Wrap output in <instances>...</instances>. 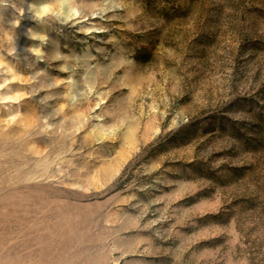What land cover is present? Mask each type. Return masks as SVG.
<instances>
[{"label":"rangeland","instance_id":"374dc122","mask_svg":"<svg viewBox=\"0 0 264 264\" xmlns=\"http://www.w3.org/2000/svg\"><path fill=\"white\" fill-rule=\"evenodd\" d=\"M63 2L0 0V264H264V0Z\"/></svg>","mask_w":264,"mask_h":264},{"label":"bare ground","instance_id":"6f19581e","mask_svg":"<svg viewBox=\"0 0 264 264\" xmlns=\"http://www.w3.org/2000/svg\"><path fill=\"white\" fill-rule=\"evenodd\" d=\"M58 2H61L62 4L64 3L63 0H58ZM62 4H61V5H62ZM42 12L45 13L46 10H42Z\"/></svg>","mask_w":264,"mask_h":264}]
</instances>
